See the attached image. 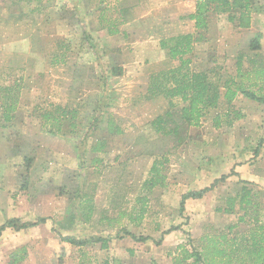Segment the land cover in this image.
Segmentation results:
<instances>
[{"label": "rangeland", "instance_id": "rangeland-1", "mask_svg": "<svg viewBox=\"0 0 264 264\" xmlns=\"http://www.w3.org/2000/svg\"><path fill=\"white\" fill-rule=\"evenodd\" d=\"M134 1L93 0L88 7L87 0H0V107L5 88L20 86L11 122L4 121L0 108V193L9 188L14 200L6 204L0 199L6 211L0 221L7 215L21 216L27 222L48 219L30 230L2 234L0 264H9L10 255L23 248L28 255L22 264H174L179 246L201 250L204 236L228 233L229 226L238 225L235 234H250L252 224L239 221L244 216L239 207L233 214L217 211L241 191L246 185L243 181L253 183L247 186L259 192L264 224V105L239 95L229 108L222 99L199 127L185 130L183 143L158 134L151 123L169 105L163 96L148 97L150 79L179 63L169 59L160 43L145 41L144 31L152 33L153 24L160 21L169 27L164 38L182 31L178 22L186 26V34L197 33L194 21L188 19L196 4L192 0H140L130 12L127 6ZM255 3L264 9V0ZM102 8L104 22L98 17ZM233 8L231 15L238 14ZM37 13L44 16L31 19ZM228 15L213 5L209 29L201 32L206 40L195 43L189 56L192 71L216 68L222 85L236 77L240 60L244 71L264 63V15L254 27L241 30L229 22ZM133 17L147 24L135 32L124 27L126 19ZM55 20L61 21L58 30L63 39L59 42L53 39L57 34L50 32L51 25L40 32L46 22ZM113 30L118 32L112 34ZM30 31L33 45L26 39ZM84 33L89 39L83 38ZM258 33L262 49L251 51L250 41ZM110 35L112 41L107 39ZM65 45L69 47L66 62L55 65L64 52L60 46ZM112 65L120 66L123 75L108 76ZM243 80L249 86L250 81ZM251 90L264 95L257 87ZM175 102L185 106L180 99ZM101 104L106 106L104 120L90 130ZM57 106L78 113L74 132L65 123L62 134L49 133L42 115ZM237 114L242 118L236 119ZM217 116L221 117L218 129L214 127ZM111 118L123 134L108 133ZM101 140L106 141V148L93 153ZM26 158L33 163L29 186L23 190ZM155 161L161 162L166 186L150 190L145 183ZM224 175L231 177L203 199L189 200L181 214L184 194L209 187ZM171 229L177 230L167 233ZM125 230L151 240L135 242L124 237ZM61 235L110 243L106 250L97 243L76 247L63 243Z\"/></svg>", "mask_w": 264, "mask_h": 264}, {"label": "trees", "instance_id": "trees-1", "mask_svg": "<svg viewBox=\"0 0 264 264\" xmlns=\"http://www.w3.org/2000/svg\"><path fill=\"white\" fill-rule=\"evenodd\" d=\"M213 5L220 7L221 13H228L229 22L235 25L238 29L251 28V15L254 10L260 8L256 5L255 0H205L202 3L196 4L194 14L188 16V19L194 21L197 33L179 35L172 37L169 40H163L160 45L163 50H166L168 57L172 61H177L179 66L168 71H162L150 79L148 87V97L154 98L156 96H163L169 105V109L162 115L158 116L152 121L151 125L156 132L162 136L172 138L175 143H183L186 136L183 134L189 127H199L202 119L209 110L217 109L224 99L227 106L232 108L234 101L239 95L244 96L248 100L264 105V95H259L257 92L251 90L257 87L259 91H264V63L261 67L254 68L251 71L242 70V61L238 62L237 75L231 78L223 85L221 74L215 69L206 72H196L190 69L192 59L189 57L193 54L195 43L205 41L206 38L201 34L202 31L207 32L209 29V19L213 13ZM254 5V8H252ZM235 7L238 14H232ZM258 7V8H257ZM233 9V10H232ZM235 9V12L237 11ZM254 9V10H253ZM260 10V9H259ZM118 31L113 30V33ZM84 39H89L86 34H83ZM262 34L258 33L250 41L249 49L251 51H260ZM64 50L60 56V61L55 60L54 64L65 63V54L68 53L69 47L61 46ZM109 54V53H108ZM104 75V74H103ZM123 75L122 68L112 65L109 69L108 76L120 77ZM244 78L250 81L249 86L244 83ZM107 79L106 77L104 78ZM241 79V82H238ZM252 80H255L254 82ZM1 89V88H0ZM224 92H223V90ZM4 100L1 102V109L4 113V121L11 122L14 113L19 104L20 86L16 90L5 88ZM105 96L103 94L104 99ZM184 104V107H179V102ZM103 102V100H101ZM105 103V102H104ZM102 105V104H101ZM100 105L96 117L89 126L90 130L96 129L104 120V112L106 110V103ZM230 112H228L229 114ZM78 113L74 110L57 106L53 112H45L42 115L44 124L51 129V134H62L65 123H69L71 132L78 128L76 123ZM242 116L237 114L236 119H241ZM221 117L217 116L214 120V127L220 128ZM108 133L110 135H121L123 130L117 126L115 121L111 118L108 121ZM88 136V133L86 134ZM86 138V137H85ZM106 148V141L101 140L92 148L93 153H101ZM259 152L257 148L256 153ZM33 160L31 158L25 159L26 176L23 178L22 189L26 190L29 186V172L32 167ZM158 161H155L151 169V178L146 181L145 187L152 190L157 186H166V176H163ZM234 175V173H233ZM231 175H224L220 179H216L209 187L201 190H193L182 196L180 212L183 215L185 212L186 203L189 200H201L208 193L215 190L219 184L225 183ZM244 185L241 191L235 196L229 198L225 209H218L227 214H233L235 209L239 207L240 211L244 212L239 221L242 223L250 222L252 228L250 234H235L233 233L238 225L228 227V233L220 235L204 236L202 238L201 250H198L191 245L179 246L178 254L173 258L174 264H264V224L261 222L260 210V195L258 191L249 188L247 185H254L253 183L243 181ZM145 214L143 209L141 216ZM47 218H38L31 222H22L20 219L8 220L5 224L0 226V236L6 229H12L16 232L26 231L45 224ZM180 229V228H177ZM177 229H171L169 232ZM124 237L135 242L145 243L151 238L137 236L125 230ZM233 235V236H232ZM119 238H123L120 236ZM63 243H68L76 247H85L89 244H100L102 249H108L109 241L107 239H90L82 240L68 236H60ZM161 240L157 242L160 245ZM190 243L192 241L190 240ZM61 253L60 263H62V256L65 250ZM28 252L25 248L13 252L10 255L9 264H22L27 258Z\"/></svg>", "mask_w": 264, "mask_h": 264}, {"label": "crops", "instance_id": "crops-1", "mask_svg": "<svg viewBox=\"0 0 264 264\" xmlns=\"http://www.w3.org/2000/svg\"><path fill=\"white\" fill-rule=\"evenodd\" d=\"M75 1V0H74ZM77 1V0H76ZM84 1V0H83ZM93 0H87V6L88 7H90V5H91V2H92ZM102 3H104L105 1H107V0H100ZM113 1H115L114 3L115 4H120V3H125V1H129V0H113ZM139 1L140 0H135L134 1V3L132 4V5H128L127 6V9H129V11L131 12V10H130V8L132 9V8H134L136 5H138V3H139ZM157 1H161V0H157ZM170 1V0H169ZM129 3V2H128ZM90 4V5H89ZM117 6V5H116ZM263 6V5H262ZM252 8H254V5H252ZM94 9H95V7H94ZM99 9V8H98ZM126 9V8H125ZM195 10H196V7L194 8V10L191 12V14H194L195 13ZM254 10V9H253ZM264 9H256V10H254V12L252 13V15H251V27H254L255 26V23L256 22H258L259 21V17H261L262 15H264V11H263ZM104 11H105V8H102V10L100 9V16H99V11H98V17H99V19L101 20V21H105V16H104ZM41 13H43V12H41ZM41 13H37V14H34V15H31V19H36V18H39V19H41L43 16H44V14H41ZM158 14H161L162 12L160 11V8H159V10H158V12H157ZM191 14H189V15H191ZM188 15V16H189ZM33 17V18H32ZM129 17H132V15H130L129 14ZM60 18V17H59ZM58 18V19H59ZM126 21H127V23H126V25L124 26V27H126L127 26V29H133L134 30V32L137 30V29H140L139 28V25H143V24H145V22L146 21H142L141 23L139 22V23H137V20H136V17H133V18H131V19H126ZM167 21V23H168V20H166ZM262 22V24H261V26H264V20H261ZM61 21H57V20H55V22H52V23H45L43 26H44V28L43 29H41L40 28V32L42 31V32H44L45 30H46V27H50V25H51V27H52V29H50V32L52 31V32H56V34H57V36H55V37H53V39L54 40H56V41H58V40H60V39H63V35L59 32V30H58V28H59V23H60ZM146 24H147V22H146ZM34 25V24H33ZM157 25V26H156ZM156 25L155 24H153V27H152V33L154 34V35H152V33H149V34H147V32L145 33V31H144V37H143V39L145 40V41H147V40H153V41H155V43H161L163 40H166V39H170V38H172V37H177V36H179V35H184V34H186L185 33V31L183 30V29H185V27H184V24L183 23H179L178 22V25H176V26H178V29H181L182 31L181 32H178L176 35H171V37H169V38H164L163 37V34H164V32H166V31H168L169 30V27H167L168 25L167 24H164V23H162V22H156ZM34 27H35V25H34ZM165 27V28H164ZM193 33V32H192ZM188 34V33H187ZM118 36V35H117ZM114 39V37H113V35H110V36H108L107 37V39L109 40V41H112L113 39ZM153 38H155L156 40H154ZM26 39L29 41V43H30V45H33L34 44V42H33V36L31 35V31L29 32V34H28V36L26 37ZM11 40L13 41V38L11 37ZM133 40V39H132ZM144 40H141L140 42H141V45L144 43L143 41ZM59 42V41H58ZM161 47V46H160ZM62 48H61V46H60V50H61ZM162 49V48H161ZM160 49V51H162ZM33 50L31 49V53H33L32 52ZM39 55H41L42 54V52L41 51H39V52H37ZM59 64H62V63H59ZM56 65V64H55ZM11 179L12 178H10V181H11ZM16 181V180H15ZM14 181V182H15ZM11 183V182H10ZM9 183V184H10ZM9 191H11V189H7L6 190V192H3V193H0V199H4L5 200V203L6 204H9L10 202H13L14 200L13 199H11L10 197L12 196L11 194H9ZM19 202H21V201H19ZM22 203V202H21ZM2 212H4L5 214H6V211H4L3 210V205H1V207H0V217H2ZM9 216V217H8ZM7 218L6 219H3V220H1L0 221V226H2L3 224H5L8 220H11V219H20L22 222H27V221H23L22 220V218H21V216H13V217H11V215H7L6 216ZM38 219V218H37ZM39 227V226H38ZM36 228V227H35ZM12 229H6L2 234H4V233H6L7 231H11ZM1 237V236H0ZM27 259V258H26Z\"/></svg>", "mask_w": 264, "mask_h": 264}, {"label": "built area", "instance_id": "built-area-1", "mask_svg": "<svg viewBox=\"0 0 264 264\" xmlns=\"http://www.w3.org/2000/svg\"><path fill=\"white\" fill-rule=\"evenodd\" d=\"M205 0H192V2H194L195 4H199V3H202L204 2Z\"/></svg>", "mask_w": 264, "mask_h": 264}]
</instances>
